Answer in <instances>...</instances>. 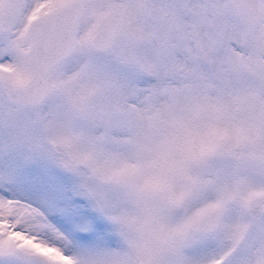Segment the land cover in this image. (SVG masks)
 I'll use <instances>...</instances> for the list:
<instances>
[{"label": "snow or ice", "instance_id": "1", "mask_svg": "<svg viewBox=\"0 0 264 264\" xmlns=\"http://www.w3.org/2000/svg\"><path fill=\"white\" fill-rule=\"evenodd\" d=\"M0 264H264V0H0Z\"/></svg>", "mask_w": 264, "mask_h": 264}]
</instances>
